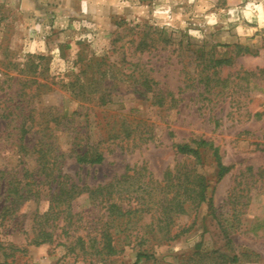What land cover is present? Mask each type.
<instances>
[{"label":"rangeland","instance_id":"1","mask_svg":"<svg viewBox=\"0 0 264 264\" xmlns=\"http://www.w3.org/2000/svg\"><path fill=\"white\" fill-rule=\"evenodd\" d=\"M0 5L6 19L0 23V59L6 53L22 66L30 55L44 56L39 81L52 87L28 105L13 96L15 80L5 82L0 74V115L12 113L13 119L8 126L0 117V170L14 173L23 166L15 144L24 120L29 148L41 138L65 152L76 138L104 155L100 164H78L67 153L61 160L68 186L78 187L70 202L73 223L63 233L60 220L54 241L40 246L30 243L34 220L47 210L56 185L37 177L42 182L30 185V199L14 215L0 217V264H132L141 248L154 259L139 264H220L217 253L236 255L233 264H264V0H0ZM236 46L250 51L237 53ZM203 50L231 59L209 70L215 79L228 80V87L218 84L212 95L196 86L208 58L200 56ZM105 91L112 102L101 105ZM154 93L165 96L163 105L155 103ZM32 106L45 112L62 108L71 120L68 130L49 124L50 134L43 114L28 117ZM199 139L219 147L231 166L220 181L210 153L197 167L209 184L214 213L203 203L176 219L171 234L186 229L178 238L141 246L137 237L158 230L153 213L137 212L125 232L110 229L121 238L123 253L105 260L83 256L78 238L98 234L108 216L100 203L107 197L90 198L89 191L113 183V200L122 207L148 208L144 188L138 187L149 178L163 181L174 168L185 172L191 161L174 144ZM6 190L0 182V208Z\"/></svg>","mask_w":264,"mask_h":264},{"label":"trees","instance_id":"2","mask_svg":"<svg viewBox=\"0 0 264 264\" xmlns=\"http://www.w3.org/2000/svg\"><path fill=\"white\" fill-rule=\"evenodd\" d=\"M3 5H0V8ZM6 11L12 12L7 8ZM5 12L0 9V23L5 21ZM237 53H249L248 47L236 46ZM7 51V48L5 49ZM201 57L209 55L204 50L201 51ZM44 59V56L30 55L27 63L21 66L20 63L15 62L5 56L0 59V74L5 76V82L15 80L18 88L13 96L19 97V99L26 101L27 104H31L35 97H39L52 90V87L48 82H40V62ZM38 60V62H34ZM206 66L198 73L197 85H202V94H213L215 86L221 85L223 89L228 87V80L215 79V71L211 74L210 69L217 70L219 67L228 65L231 59L214 58L213 55L205 58ZM246 74H253L246 72ZM214 83V84H213ZM32 85V86H28ZM147 87V91L151 88L148 86V82L143 83ZM111 93L107 91L103 92L99 101L101 105H108L112 102ZM153 99L158 105L164 104L165 96L161 93L153 94ZM25 102V103H26ZM49 108L47 112L44 110L38 111L34 106L31 107L28 117H32L33 113L43 114V120L45 128L49 129L50 134L53 133L52 128H49V124L54 126H61L63 130H68V124L71 123L69 117L64 115L62 108L53 109ZM45 112V113H44ZM1 118L6 120L8 126H12L13 119L12 113H3ZM41 124V123H40ZM12 128H16L13 126ZM19 137L16 140V148L18 153V159L22 168L18 172L12 173L6 169L0 170V182L7 186V197L2 207L0 208V217L2 221L11 215H14L18 211L21 204L30 199V193L32 191L30 187L36 183L42 181L37 177L44 176V182H50L56 185V189L49 199V205L46 211L34 220L35 234L31 238L30 243L35 246H40L46 243H52L54 241V228L60 220L65 224L62 227L63 233L65 230L72 226V214L70 210L71 199L77 195V189L74 184L68 186L66 177L61 173L60 165L64 156L69 154L73 157L78 164H100L104 161V155L101 150H90V146L81 145L80 141L77 142L76 138L71 141L70 148L65 152L60 148L58 143L44 141L41 138L31 148L27 147L24 140L26 135L30 133V128L26 126L25 120L21 122L19 126ZM7 134L6 138L9 139L12 136ZM176 152L181 156H185L187 160H190V166L185 172H181L179 169L174 168L173 171H168L165 174L163 181H155L151 178L148 181L143 182L142 186L138 189L144 188L141 192H144L142 196L143 203L147 204L148 208H124L121 203L113 200L114 184L110 183L108 186H99L98 188L91 189L89 191V197L105 198L100 203H105L107 207L108 216L104 222V226L100 229L98 234H92L86 241L79 237L78 245L81 249L83 256H95L101 260H105L106 257L115 256L124 252V248L120 245V237L114 235L110 230L122 229L125 232L128 226L133 222L135 214L137 212H150L154 214L155 228L160 235L145 232L142 236L137 237L139 245L144 246L150 241L168 242L178 238L182 233L186 231L176 232L171 234L172 228L176 223V219L183 214H186L192 209H197L203 203H207L209 210L213 211L212 197L207 196V188L209 186L204 174L197 170L198 165L202 164V155L210 153L216 166V178L218 181L224 178V176L230 172L231 166L226 165L223 162L220 154L219 147L215 146L211 141L205 139L192 140L190 142L176 143L174 144ZM30 156L34 158V168L30 169V163L28 162ZM31 159V158H30ZM126 177V176H125ZM123 176V178H125ZM121 182V181H119ZM109 188V189H108ZM83 190V188H82ZM80 189V191H82ZM140 192V191H139ZM81 193V192H78ZM107 195V196H105ZM109 196V197H108ZM9 201V204H8ZM214 215V214H213ZM222 232L227 240V245H230L231 239L228 231V227H222ZM117 234V233H116ZM129 236H124V241ZM127 241V240H126ZM195 256H201L200 252H195ZM208 256V255H204ZM154 259V254L150 253L147 248L139 249L136 254L135 261L132 264H139L141 260ZM214 259L218 260L220 264H233L238 261L236 255L229 256L227 254L217 253ZM216 261V262H218ZM92 264V263H90Z\"/></svg>","mask_w":264,"mask_h":264}]
</instances>
